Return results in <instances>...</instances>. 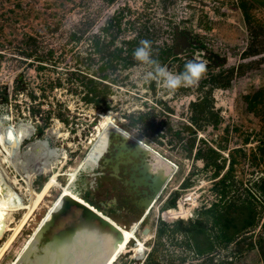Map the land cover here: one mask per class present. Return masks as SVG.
Masks as SVG:
<instances>
[{
	"label": "rangeland",
	"instance_id": "obj_1",
	"mask_svg": "<svg viewBox=\"0 0 264 264\" xmlns=\"http://www.w3.org/2000/svg\"><path fill=\"white\" fill-rule=\"evenodd\" d=\"M125 6L149 28L153 49L178 53L161 66L179 74L189 60L199 59L207 65L205 75L193 86L169 90L163 81L148 77L153 65L141 63L112 77L117 82L111 85L107 112L84 104L83 93L55 90L47 102L61 105L63 122L52 117L51 126L38 136L27 115L28 90L38 82L37 63L27 57L33 50L27 38L37 39L41 55L50 45L59 52L73 25L90 18L95 33ZM127 28L122 35L131 37L134 28ZM85 48L82 44L81 58H86ZM43 109L49 110L47 105ZM107 113L122 131L136 130L134 141L151 149L149 167L164 182L154 210L136 233L144 253L137 257L130 252L136 247L132 242L113 264H145L149 254L155 264H262L257 251L233 254L231 248L244 236L227 237L225 229L232 225L236 233L246 225L258 234L264 225V0H117L112 5L101 0H0V205L2 188L10 196L0 248L56 175L0 264L16 261L64 189L93 207L101 159L96 165L88 159L104 132ZM21 136L26 137L20 141ZM180 204L187 215L171 217ZM18 205L22 208L17 210ZM110 219L124 230L135 226H128L130 219L122 214ZM196 226L205 234H200L199 246L209 237L217 248L213 254L194 253L190 236Z\"/></svg>",
	"mask_w": 264,
	"mask_h": 264
},
{
	"label": "trees",
	"instance_id": "obj_2",
	"mask_svg": "<svg viewBox=\"0 0 264 264\" xmlns=\"http://www.w3.org/2000/svg\"><path fill=\"white\" fill-rule=\"evenodd\" d=\"M101 1L112 5L117 0ZM131 15L132 11L128 6H125L120 11L115 12L113 16L108 17L95 33H93L92 19L87 18L80 21L66 33L65 44L59 48V52L50 45L46 53L41 55L39 54L37 39L27 38L33 45V50L27 57L32 58L37 63L34 71L38 80L35 86L28 90L27 115L35 123L38 136H42L44 131L51 126L52 117L63 122L60 116L61 105L58 103L53 105L47 102L55 90H66L74 95L83 93L84 96L81 101L84 104L103 112L111 110L112 103L109 101L111 85L117 82V78L113 79L112 77L120 71H127L141 64V62L133 59V52L140 46L141 40H148L152 43V33L147 25L138 19H133ZM124 27L125 29H128L127 27L134 28L131 37L122 35ZM82 44L86 46L84 50L86 58H81L79 53ZM168 53L167 49H153L151 46V58L162 64L167 63L171 58L176 59L178 57V54L169 55ZM82 67L86 68L87 72H83ZM93 67H97L96 71L90 72ZM42 74L43 76H41ZM20 78H22L21 75H18L19 82ZM19 87L15 86L17 94L19 93L16 89ZM45 105L49 110L43 109ZM227 225H229L228 222L225 226ZM255 230V228L250 229L246 225H242L239 230H236V233L232 231V225L225 229L227 237L239 233L244 236L231 248L233 254L257 251L262 264H264V225L261 226L258 234H255ZM200 231L199 227L196 226L191 232L190 240L193 243L194 253L197 256L213 254L217 248L209 237L204 238L202 247L199 246L197 240L200 234L205 235L203 231L202 233ZM225 243L227 247L229 242ZM150 258L151 254L148 255L145 264H155V262H151Z\"/></svg>",
	"mask_w": 264,
	"mask_h": 264
},
{
	"label": "water",
	"instance_id": "obj_3",
	"mask_svg": "<svg viewBox=\"0 0 264 264\" xmlns=\"http://www.w3.org/2000/svg\"><path fill=\"white\" fill-rule=\"evenodd\" d=\"M176 37H180L179 29ZM182 41L184 47L189 46L186 37ZM121 133L113 130L110 135L124 139ZM137 145L149 151L145 145ZM148 233L145 229L143 235ZM123 243L122 231L108 217L88 204L62 196L58 208L40 226L14 264H112Z\"/></svg>",
	"mask_w": 264,
	"mask_h": 264
},
{
	"label": "flooded vegetation",
	"instance_id": "obj_4",
	"mask_svg": "<svg viewBox=\"0 0 264 264\" xmlns=\"http://www.w3.org/2000/svg\"><path fill=\"white\" fill-rule=\"evenodd\" d=\"M115 137L118 143L114 142ZM150 152L135 141L109 137L92 189L90 203L96 210L110 218L122 214L130 219V227L131 223H145L162 195L163 190L159 192L164 183L161 185L162 179H157L149 167L154 161Z\"/></svg>",
	"mask_w": 264,
	"mask_h": 264
},
{
	"label": "bare ground",
	"instance_id": "obj_5",
	"mask_svg": "<svg viewBox=\"0 0 264 264\" xmlns=\"http://www.w3.org/2000/svg\"><path fill=\"white\" fill-rule=\"evenodd\" d=\"M102 128L104 130L103 134L100 135L101 139L100 141H98L97 145L94 147V150L93 152L90 154V157L88 159V161H91L94 165L97 164V159L101 158L102 156V153L105 152V150L107 149L108 147V137L109 135L111 134V132L114 130V131H117V132H124L122 131L120 128H118L115 124H114V115L112 113H107L103 116V120H102ZM100 126V125H99ZM119 130V131H118ZM104 135L107 137V140L104 139ZM23 137H26V136H21V139L20 141L23 139ZM107 142V143H106ZM106 143V144H105ZM143 145V144H142ZM146 148L151 151L150 148H148L146 146ZM152 152V151H151ZM155 155L159 156L157 153L154 152ZM88 164V163H87ZM83 168V167H82ZM55 174L53 176V178L45 184V187L43 188L42 192L40 194H38L37 196V199L35 202H33L31 204V206L28 207V213H26L22 219V221L20 222V225H18L15 230H14V234L6 241L3 243L2 247L0 248V257L2 256L3 252L5 251V249L7 248V246L11 243V241L13 240V238L16 236V234L18 233L19 229L21 228V226L26 222V220L28 219V217L30 216L31 212H32V209L35 207V205L37 204V202L40 200V198L47 192L48 188L50 187V185H52L54 183V178H55ZM76 176L75 173H73L70 177H71V181H73L74 177ZM62 196H68L70 198H73V199H76L78 201H81L82 203H85L84 201H82L81 199H79L76 195H74L72 192H70L69 188L67 189H64L63 190V195ZM9 193L8 191L5 189V188H2V192H1V198H2V205H0V239L3 238L4 234H5V231H6V228H7V223L8 221L7 220H4V215H5V211L7 209V205H8V202H9ZM60 203V202H59ZM59 203L57 204L56 208H58L59 206ZM87 204V203H85ZM89 207H91L89 205ZM15 208L18 210L19 208H22L21 205H18V206H15ZM55 208V209H56ZM55 209H51L48 214L46 215V217L43 219V221L39 224L37 230L40 228V226H42L43 224H45L49 219H50V216H51V213L55 210ZM95 210V209H94ZM179 211H176V212H171L170 213V216L173 217V218H176V217H185L187 215V211L182 207V205L180 204L179 205ZM110 219V218H109ZM111 222H113L114 224H116L112 219H110ZM117 225V224H116ZM139 225L140 224H136L134 227H132L130 230H124L122 229L121 227H118L120 228V230L122 231V234L124 236V243L120 246V249H119V252H118V256L116 257V259L112 262V264L114 262H116V260L118 259L119 256L127 253L129 250L130 252L132 251L134 253L135 256H139L141 254L144 253V250H145V247L143 245L142 242H140L137 238H136V233L138 231V228H139ZM37 230H35V233L37 232ZM34 233V234H35ZM31 238V237H30ZM31 240V239H30ZM30 241H28L26 244H28ZM134 242L136 244V247L135 248H130L128 250V246L130 245V243ZM26 244H25V247H26ZM24 247V248H25ZM23 248V250H24ZM21 250V252L23 251ZM20 252V254H21ZM19 254V255H20ZM18 257V256H17ZM15 262V261H14ZM11 263V264H14Z\"/></svg>",
	"mask_w": 264,
	"mask_h": 264
},
{
	"label": "clouds",
	"instance_id": "obj_6",
	"mask_svg": "<svg viewBox=\"0 0 264 264\" xmlns=\"http://www.w3.org/2000/svg\"><path fill=\"white\" fill-rule=\"evenodd\" d=\"M133 59L146 65H153L154 70L148 73V77L157 82L163 81V85L169 90H176L182 86H193L207 72L206 63L199 59L189 60L185 64L184 71L179 74L171 72L167 67L161 66L158 61L151 58V42L148 40L140 41V46L133 52ZM135 131V129H132L131 132L124 131L121 134L125 140H134ZM135 142L137 144L141 143L138 140H135Z\"/></svg>",
	"mask_w": 264,
	"mask_h": 264
}]
</instances>
